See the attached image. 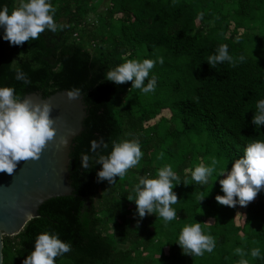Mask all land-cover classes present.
Here are the masks:
<instances>
[{
  "label": "trees",
  "instance_id": "obj_1",
  "mask_svg": "<svg viewBox=\"0 0 264 264\" xmlns=\"http://www.w3.org/2000/svg\"><path fill=\"white\" fill-rule=\"evenodd\" d=\"M18 3L0 0L9 11ZM51 4L54 22L64 25L62 30L46 29L38 39L19 46L0 39V87H13L21 96L40 92L43 97L79 89L87 115L70 147L71 195L45 201L18 234L3 237V264H21L42 232H56L71 244L70 252L54 258L55 264H238L237 247L246 253L259 248L264 257V190L238 214L239 205L228 207L214 199L223 195L218 183L223 176L212 186V178L204 186L191 180L195 166L208 165L215 157L218 169L230 170L247 144L264 140V125L256 129L251 123L256 102L264 99V0ZM102 4L104 10L97 11ZM221 44L228 46L233 63L212 68L207 58ZM18 53L26 56L17 62L28 75V85L14 79L9 65ZM241 55L243 62L237 59ZM158 58L163 63H155L149 73V78H157L152 93L131 88V81L117 85L103 80L107 71L127 60ZM99 138L109 145L104 155L113 141L131 139L139 141L143 152L139 163L112 184L97 182L101 165L87 172L80 167L81 154L91 156L89 142ZM165 165L180 177L172 189L177 217L167 224L155 213L141 219L128 199L135 198L139 177L155 178ZM198 194L206 196L197 202ZM195 222L212 236L215 248L190 257L181 254L174 241L185 225ZM243 258L248 264H264V258Z\"/></svg>",
  "mask_w": 264,
  "mask_h": 264
},
{
  "label": "clouds",
  "instance_id": "obj_2",
  "mask_svg": "<svg viewBox=\"0 0 264 264\" xmlns=\"http://www.w3.org/2000/svg\"><path fill=\"white\" fill-rule=\"evenodd\" d=\"M55 12L51 0H19L18 6L11 11L7 5H0V39L7 41L10 46H19L23 42L38 39L39 34L46 29L56 33L58 29L62 30L64 25L54 22ZM24 59L25 54L18 53L9 65L12 66L14 79L28 85V75L17 62ZM237 59L243 62L245 57L241 55ZM206 62L214 68L224 62L233 63V57L228 52V46L221 44ZM155 63H163V59L127 60L107 71L103 80L117 85L131 81V88L149 94L155 91L157 85L155 75L149 78ZM61 68L62 65L56 66L57 71ZM35 70L33 67V71ZM65 95L69 100L78 99L80 90H67ZM255 107L256 113L253 114L251 123L259 129V126L264 125V99L258 100ZM51 111L52 106L44 97L35 102L17 94L13 87H0V172L10 175L17 162L39 159L42 150L55 135ZM89 145L92 155L81 154L80 167L87 172L94 164L101 165L96 172L97 182L107 181L112 184L116 177L123 178L143 156L137 139L113 141L111 151L107 155L101 154L109 147L103 138L91 140ZM160 156L162 157L163 153ZM218 163V160L212 157L210 164H199L191 170V180L200 186L209 184L210 178L212 186L217 177L223 176L218 180L223 195L214 197L218 204L246 207L259 191L264 190V140H253L247 144L243 155L233 160L230 170L226 171L225 167L218 169ZM213 173L216 174L215 177ZM180 183V177L172 167L165 165L157 170L155 178H149L148 174L139 177L133 188L135 198L128 200L134 202L135 214L139 218L155 213L167 224L177 217L176 210L171 207L178 200L172 189ZM183 184L188 185L186 181ZM205 196L198 194L197 202L202 201ZM3 235L0 232V237ZM174 242L180 248L181 254L190 257L202 256L205 252L211 253L215 248L212 236L202 232L199 222L185 225ZM70 251L71 244L62 241L56 232H42L36 236L32 250L21 264H55L54 258ZM234 251L241 257L238 264H248V260L243 258L246 255L254 259L264 258L259 248H252L250 253L239 247Z\"/></svg>",
  "mask_w": 264,
  "mask_h": 264
},
{
  "label": "water",
  "instance_id": "obj_3",
  "mask_svg": "<svg viewBox=\"0 0 264 264\" xmlns=\"http://www.w3.org/2000/svg\"><path fill=\"white\" fill-rule=\"evenodd\" d=\"M66 90L44 97L52 106L50 117L55 135L42 150L39 159L17 162L12 174L0 172V264H3V237L18 234L30 219L38 215L45 201L69 196L70 147L73 139L83 130L86 105L82 97L69 100ZM35 102L40 92L24 95Z\"/></svg>",
  "mask_w": 264,
  "mask_h": 264
},
{
  "label": "rangeland",
  "instance_id": "obj_4",
  "mask_svg": "<svg viewBox=\"0 0 264 264\" xmlns=\"http://www.w3.org/2000/svg\"><path fill=\"white\" fill-rule=\"evenodd\" d=\"M17 1H19V0H17ZM106 7V5H99L98 6V8H97V11H100V12H102L103 10H104V8ZM131 96V98L132 99H134V95L132 94V95H130ZM162 115H164V116H168L169 114H168V111L167 110H163L162 111ZM147 124H152V121L151 122H149V123H145V125H147ZM254 199V198H253ZM243 210H245V207H241V206H239L238 207V211H237V213L239 214L241 211H243Z\"/></svg>",
  "mask_w": 264,
  "mask_h": 264
}]
</instances>
